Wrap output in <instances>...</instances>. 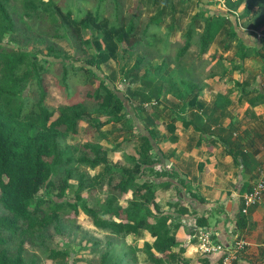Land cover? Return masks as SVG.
Segmentation results:
<instances>
[{"label": "trees", "instance_id": "1", "mask_svg": "<svg viewBox=\"0 0 264 264\" xmlns=\"http://www.w3.org/2000/svg\"><path fill=\"white\" fill-rule=\"evenodd\" d=\"M120 3L121 0H96L94 6L85 9L73 3L60 5L56 0H0V264H38L34 256L26 258L27 248H35L48 260L74 264V253L53 249L50 239L51 234L61 236L79 211L89 218L93 227L110 237L138 241L146 233L152 239L143 242L141 248L135 244L124 254L119 252L121 259L117 264H138L139 253L144 256L145 264H208L209 256H215L217 263L220 262L221 254H203L195 262L183 257L186 249L177 239L180 226L169 224L172 211L161 210L156 203L159 178L151 181L145 176L146 169L151 171L161 165L157 155L156 159L148 155L151 150L158 152L154 131L158 122L147 117L145 125L129 106L128 98L122 92H114L110 78L98 76L96 72L108 61L118 65L126 56L139 53L142 46L163 44L161 53L164 54L175 47L173 59L178 65L195 48V61L184 71L192 73L193 64L205 59L210 46L220 36L223 52L229 51V40L237 42L233 56L238 61L231 63L235 68L250 57L263 60V40L257 34L264 36V0H197V9L185 31L175 37L174 31L179 25L175 24L174 17H186L190 9L187 5L182 7V1L151 0V5H158V9L147 20H144L141 0H134L127 9ZM14 10L20 12L24 21L35 18L48 24L55 38L72 40L86 54L84 62L77 69V64L66 67L65 58L52 55L53 47H47L45 56L49 58H39L10 44L15 26ZM244 21L248 25H243ZM243 29H250L257 46L243 43L239 37ZM89 51L92 53L88 54ZM54 65H60V84L65 89L69 73L89 74L94 86L84 96L96 105L100 116L88 117L83 102L55 109L45 105L44 74ZM143 65L144 57H137L131 68L123 72L122 85L144 84L160 77L164 63L152 72L146 69L137 76ZM177 85L169 81L158 92L168 95L175 87L176 98L187 101L188 106L189 99L197 97L199 83L180 78ZM29 88H33L32 97H23V90ZM146 99L142 97V101ZM126 116L138 131L141 144L132 154H123L124 166L113 165L118 172L111 174L107 153L99 144L101 129L116 126ZM172 120L173 123L161 124L170 143L176 141L174 116ZM82 121L87 124L81 130L85 142L68 144L67 140L78 134ZM132 143L133 139L129 138L114 147L121 151ZM76 165L90 170L103 166L107 177L79 175L76 178ZM161 177H168L170 181L175 178L164 172ZM70 181L76 184L73 186ZM178 183L182 181L179 179ZM70 188H74V194L68 199L65 195ZM102 193L95 207L86 206V199ZM120 201L124 202L123 206ZM169 207L176 213L179 211V216L187 211L181 203ZM240 210L241 206L235 220L237 230L245 229L247 224V216ZM205 225L204 218L195 219V226ZM113 252V248L102 252L98 263L107 264Z\"/></svg>", "mask_w": 264, "mask_h": 264}, {"label": "crops", "instance_id": "2", "mask_svg": "<svg viewBox=\"0 0 264 264\" xmlns=\"http://www.w3.org/2000/svg\"><path fill=\"white\" fill-rule=\"evenodd\" d=\"M243 31L239 33L243 43L257 46L250 29ZM222 45L218 39L210 46L205 56L210 62L204 68L211 72L208 76L221 70L225 78L213 75L201 81L197 97L190 98L188 106L187 101L176 98L185 106L183 113L174 115L176 141L170 143L165 138L157 148L182 183L160 177L156 203L161 210L172 211L169 224L180 226L177 239L186 249L183 256L186 260L195 262L204 257L199 240L193 238L200 228V233L210 236L213 245H228L239 235L246 246L236 264H264V197L250 209L246 228L234 227L241 196L264 168V88L261 86L264 70L257 72L249 60L251 57L239 68L226 62L221 65L218 58L228 54L223 52ZM192 49L196 57L197 51ZM237 61L234 58L232 62ZM248 75L254 82L246 84L237 80ZM178 203L187 210L180 216L179 211L176 213L169 207ZM199 217L206 220L204 227L195 226ZM208 260V264H219L215 256H209Z\"/></svg>", "mask_w": 264, "mask_h": 264}, {"label": "rangeland", "instance_id": "3", "mask_svg": "<svg viewBox=\"0 0 264 264\" xmlns=\"http://www.w3.org/2000/svg\"><path fill=\"white\" fill-rule=\"evenodd\" d=\"M60 5L70 4L73 3L74 6H82L85 9H88L91 6H94L96 0H56ZM134 0H121V3L124 8L127 9V6H131ZM177 2V0H174ZM182 1V7L189 6L190 9L185 14L186 17L178 18V15L175 16V24L179 25L177 31H174V37L177 36L178 33H182L185 31V27L189 22L190 16H192L197 9V0H180ZM141 3L144 6V20H147L149 16L154 14V12L158 9V5L155 7L151 5V0H141ZM214 7L217 8V3H215ZM212 8V7H211ZM111 11V7H108V12ZM13 19H14V29H13V36L9 40V43L25 50L34 55H38L39 58L46 57L45 54L47 53V47H53V56L59 58H65L67 60L66 67L70 65H75L77 69L79 64L84 62L83 60L86 58V54H84L81 49L74 43L72 40L66 39H58L53 36V32L48 24L39 21L35 18L31 20L24 21L20 17V12L18 10L13 11ZM248 25L246 21H244L243 25ZM163 28V27H162ZM161 34L163 33V29L159 30ZM172 39L173 40V34ZM219 38V37H218ZM221 40L223 39L220 36ZM218 40V39H217ZM229 51L227 57L222 58L220 60V64L222 65L224 62L231 65L232 61L234 60V52L237 49V42L236 40H229ZM236 46V47H235ZM262 46L264 47V41H262ZM262 47V48H263ZM163 44H157L156 47H141V51L139 53L130 54L126 56L123 62H120L118 65H115L113 62L108 61L105 64L100 66V72H96L99 76H107L110 78L111 82L113 83L114 92H122L128 98L129 106L134 110L135 115L140 118L143 123L147 124V117L152 119H156L158 122V126L155 127L154 131L156 134V145L163 141L167 135V131L163 130L161 124H169L173 123L172 117L175 115V112L183 113L185 106H182L181 103L176 99V92L177 88L172 87L170 90L171 92L168 95L162 94V92H158V90L164 86L165 83L173 82L176 87L178 86V82L181 79L188 78L193 82L200 83L203 80L210 79L211 77H221L222 76L221 70L220 72L214 73L211 76V72H207L204 67L209 64L208 59H204L202 62L193 64L194 72H184L185 69L190 63L194 62L195 58V51L194 49H190L189 55L183 57L180 60V65H178L174 59L175 47H172L168 53H161L163 52ZM227 52V51H226ZM92 53L89 51L88 54ZM144 57V65L141 71L138 72L137 76H141L144 70H149L152 72L154 68L159 66V64L164 63L162 68L160 77L154 78L152 80H147L144 84H136V85H129L125 86L122 85V78L123 72L131 68L134 63V60L137 57ZM223 56V54H222ZM48 60V59H47ZM253 63V67L257 72H261L264 70V58L263 60H257L256 58L251 57L249 59ZM50 61V60H48ZM207 62V65H206ZM206 65V66H205ZM181 66L180 69H178ZM178 67V68H177ZM200 70V71H199ZM184 72V73H183ZM183 73V74H182ZM89 75V74H88ZM88 75H81L77 73V76H73L72 73H69L68 78L66 80L67 88L61 87L60 82V65H54L48 69V71L44 74L45 78V86H46V99L45 105L49 108H57L59 106H64L67 104H71L74 102H83L84 105L87 107L88 117H97L100 116L101 113L97 112L96 105L88 100L84 95L88 90H91L94 86V81ZM230 80H233L229 76ZM237 80H241L246 84L247 82H254V78L250 77H241L237 78ZM151 81V82H150ZM209 81V80H208ZM150 83V87L147 86ZM240 85H235V89L238 88ZM264 88L263 85H261ZM154 89L157 90L154 93ZM180 89V88H179ZM30 90L33 88H29V90L24 89L22 94L25 98H31L32 93ZM143 92L142 95L139 93ZM146 96L147 99L142 101V97ZM172 120V121H171ZM86 122L82 121L79 123L78 127V134L74 138H70L67 140L68 144H81L84 143V138L82 136L81 130L86 127ZM148 127V126H146ZM102 130V139L99 141V144L105 149L107 153V159L110 166V170L108 172H118V169L113 168V165L118 164L119 167L124 166L125 161H123V154H132L133 151L141 144L140 135L137 130H135L129 120V117H125L123 121L116 126H106L101 129ZM133 139L132 145L127 147L125 150H116L115 145L123 140L126 139ZM137 146V147H136ZM148 155L156 159L157 155L153 150L148 152ZM158 157V156H157ZM159 160V158H158ZM168 165H160L156 166L153 170L146 169L145 176L148 177L149 180L154 181L157 178L160 179L163 172L167 176L178 179L177 176H174L173 167H169ZM175 172V171H174ZM173 174V175H172ZM74 175L77 178L79 175H85L89 177H96L97 175L100 178L107 177V171L104 170L103 166L95 168L94 170H90L89 168H85L79 165L74 167ZM172 179V180H174ZM179 181V179H178ZM138 182H142L138 180ZM70 184L73 186L76 184V181H70ZM55 191L54 193H56ZM74 194V188H70L66 191V197L71 199ZM98 194L93 198L86 199V206L89 208L95 207V202L103 195ZM54 195V194H53ZM38 196H42L41 192H39ZM85 196V194H84ZM126 198H129V194L126 195ZM120 205H124L123 201H120ZM195 239V237H193ZM152 239L145 233L143 234L142 238L138 241H134L132 238H113L110 237L107 233L95 228L92 226L91 221L89 218L84 215L81 211H79L78 216L75 220L69 221L67 224L66 229H64L63 234L61 236H54L51 234V247L55 250L59 251H66V252H73L74 264H99L100 254L110 249H114V254H112L109 259L107 260V264H117L120 259L121 255L119 252L124 254L128 251L129 247L138 246L141 248L143 242H151ZM198 241V239H197ZM110 242V245L107 243ZM136 244V245H135ZM35 257L38 264H64L63 261H51L46 259L44 256L40 254L38 250L35 248H27L26 258ZM138 264H145L144 256L139 253L138 254Z\"/></svg>", "mask_w": 264, "mask_h": 264}, {"label": "built area", "instance_id": "4", "mask_svg": "<svg viewBox=\"0 0 264 264\" xmlns=\"http://www.w3.org/2000/svg\"><path fill=\"white\" fill-rule=\"evenodd\" d=\"M257 38L264 41V36L257 34ZM264 63V61H263ZM264 86V77L262 80ZM264 197V168L258 171V176L251 188L241 196V214L248 216L251 207L259 204ZM199 240L200 250L202 254H221L219 264H236L241 252L246 246V242L235 235L228 245H213L210 243V236L205 233H200V228L194 236Z\"/></svg>", "mask_w": 264, "mask_h": 264}, {"label": "water", "instance_id": "5", "mask_svg": "<svg viewBox=\"0 0 264 264\" xmlns=\"http://www.w3.org/2000/svg\"><path fill=\"white\" fill-rule=\"evenodd\" d=\"M157 156H158V158H159V162H160L161 165H163V164L168 165V164H169V162H168L167 160H164V159L161 157V154H160L159 152L157 153Z\"/></svg>", "mask_w": 264, "mask_h": 264}]
</instances>
